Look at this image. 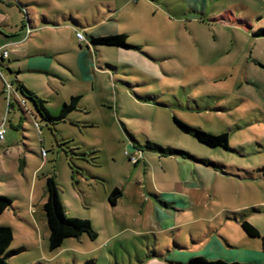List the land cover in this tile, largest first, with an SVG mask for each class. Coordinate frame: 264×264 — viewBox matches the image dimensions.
<instances>
[{
  "label": "rangeland",
  "instance_id": "1",
  "mask_svg": "<svg viewBox=\"0 0 264 264\" xmlns=\"http://www.w3.org/2000/svg\"><path fill=\"white\" fill-rule=\"evenodd\" d=\"M101 14L138 49L94 47L92 80L63 64L74 61L69 51L53 58L49 73L26 68L25 56L39 50L78 51L70 18L85 27ZM262 30L264 0H0V53H10L0 61L1 115L4 97L17 92L16 77L54 117L71 95L81 97L65 120L48 124L20 93L23 113L12 99L15 114L8 118L16 124L22 117L24 126L8 125L0 140V196L12 202L0 226L14 234L7 264H187L192 254L210 261L211 251L197 242L216 231L235 250L234 260L221 259L264 264ZM81 31L88 36L92 29ZM11 33L25 35L20 45L7 44L22 39L7 41ZM175 118L214 136L228 134L230 150L201 144ZM148 140L219 164L227 174L140 153ZM47 177H55L65 216L89 220L96 240L84 235L50 249ZM115 188L122 197L113 207L104 198ZM233 214L260 238L226 220Z\"/></svg>",
  "mask_w": 264,
  "mask_h": 264
},
{
  "label": "trees",
  "instance_id": "2",
  "mask_svg": "<svg viewBox=\"0 0 264 264\" xmlns=\"http://www.w3.org/2000/svg\"><path fill=\"white\" fill-rule=\"evenodd\" d=\"M259 36L264 37V30H262ZM89 47H115L121 49H138L137 47L129 46L127 43V35H108L105 37H91L87 44ZM2 55V53H1ZM6 57L1 56V61ZM17 89L22 93V95L33 103L34 109L37 114L41 117L42 121L45 123H54L58 121L65 120L70 113L78 109L81 97H72L71 100L64 104L61 112L58 116H52L48 109L45 107V103L31 90L26 88L21 82H17ZM178 129L187 134L191 135L201 144L209 148H221L224 150H230L229 147V135L224 133L222 135H211L209 133L203 132L198 128L189 127L184 122L174 119ZM128 137L132 143H136V140L127 133ZM140 153L151 152L158 154L160 157H180L182 159H187L198 164H202L206 167H211L216 171L221 172L223 175L227 173L222 171L224 167L211 161L198 160L191 156L190 154L173 149L171 147H164L153 143L151 141H146L144 144H140ZM46 202L44 204V212L50 232L49 235V247L51 250L58 249L61 247L66 239L76 238L79 239L84 235H87L91 240L97 239V233L91 226V222L85 219H71L67 218L64 213V209L60 202L59 189L55 181V177H47L46 188H45ZM122 197V193L119 189L115 188L110 196V204L115 206L118 199ZM12 206L10 199L0 196V215L5 213ZM238 215L233 214V219L240 223L242 229L245 233L251 237L258 239L260 238L259 231L249 222L237 218ZM14 240L13 230L7 226H0V264H7V259L13 253L9 252V247ZM87 264H94L93 261L87 262ZM189 264H253V263H237V262H227L225 260H207L202 257H196L189 260Z\"/></svg>",
  "mask_w": 264,
  "mask_h": 264
},
{
  "label": "crops",
  "instance_id": "3",
  "mask_svg": "<svg viewBox=\"0 0 264 264\" xmlns=\"http://www.w3.org/2000/svg\"><path fill=\"white\" fill-rule=\"evenodd\" d=\"M110 19V17H106L105 14H101V16H99V20L93 22L92 24H89L87 23L85 25V27L83 26H80L76 20H73L72 18H70V20H72V26H74V28H76V39L77 41L79 42V46H80V49L78 51H70L69 49H66V50H60L58 51V49H54L53 51L51 52H47V51H43V50H39L38 52L36 53H33L31 55H27L25 56L26 60H27V65H26V68H30L29 70H31L30 72H39V73H49V70L51 69V66H52V62H53V58L56 56V55H60V54H63L65 51H69V52H73L74 53V61L73 62H69L67 60H64L63 61V64L65 66H67L68 68H70L72 70V72L82 79H85V80H92L94 78V76H92V72H93V65H94V57H93V53H91V51L93 50V47H83L81 41L83 40H80L78 39L77 37V34L78 33H82L83 31H81L82 28H91L92 31H90V35H86L84 36L85 40H87L88 42L90 41L91 37H95V38H98V37H105V36H108V35H121V34H118L117 32V29H112L111 30V27L112 26H109V24L105 23V20H108ZM27 20V19H26ZM29 22L31 23V25H33V28H37L35 27V21L34 22H31L29 20ZM50 23V21L48 22ZM99 24L97 26H94L93 24ZM42 25H40V28H41ZM25 26H23V29H24ZM39 28V27H38ZM81 28V29H80ZM115 30V31H114ZM17 35V36H16ZM22 35V39L18 40L17 42H15L14 40L11 41V42H8L7 44L9 45H20V43L18 42H22L24 40V36H23V33H11L10 34V37L7 36V41H9L10 38H14V37H18V36H21ZM126 35V34H125ZM22 44V43H21ZM24 44V43H23ZM5 52H7V58L5 59H8L10 57V53L6 50H4ZM57 52V53H56ZM62 52V53H61ZM1 54V53H0ZM1 57V56H0ZM32 58V59H31ZM5 59L2 61L4 62ZM1 61V60H0ZM16 61H20V60H16ZM68 62V63H67ZM70 64V65H67V64ZM10 64L11 62H8V64H6V67L8 68V70L11 68L10 67ZM62 64V63H61ZM1 66V65H0ZM10 67V68H9ZM97 69H100V68H97ZM19 70L20 72H22L21 70V67H19ZM28 70V71H29ZM101 70V69H100ZM10 72V70H9ZM11 75V72L9 73ZM9 75V76H10ZM16 79V84L17 82H20L17 77L15 78ZM10 85L12 86V89H14L13 87V84H12V80L9 82ZM22 83V82H21ZM23 84V83H22ZM24 85V84H23ZM25 86V85H24ZM27 88V87H26ZM30 90V89H29ZM17 92H10L9 93V97L8 96H5V102H6V107H7V113L5 114V116L1 115L0 113V126H4L5 129L7 130V126L10 125V127L12 129H19V128H23L24 126V123H23V118L22 117H19L18 118V121L16 124H13L12 122H10L8 116H10L11 114H15V106L12 102V99H14L18 106H19V109L20 111L23 113V110H22V106L19 104L20 102L18 101L17 99V96L18 94L20 93L21 96H22V99H26L22 93L17 89L16 90ZM34 94H36L38 96V94L31 90ZM4 91L3 89L1 90L0 89V95H4ZM75 96V95H71L70 97V100L71 98ZM39 97V96H38ZM40 98V97H39ZM41 99V98H40ZM27 100V99H26ZM9 101V105L7 106V102ZM29 101V100H27ZM69 101H66L65 103H67ZM12 103V104H11ZM32 103V102H31ZM64 103V104H65ZM33 105V103H32ZM34 107V105H33ZM49 111V110H48ZM37 113V112H36ZM49 113L51 114V112L49 111ZM52 115V114H51ZM53 116V115H52ZM32 117H34L36 119V114H32ZM6 140V138L4 139V141ZM3 141V142H4ZM139 147V146H138ZM12 149V148H11ZM11 149H7L4 151L5 154H8L10 153V155L12 154V152H10ZM151 153V152H150ZM152 154H155V153H152ZM157 156H159L158 154H155ZM12 156V155H11ZM160 157V156H159ZM162 158H177L181 161H186V162H189L190 160H187V159H182L180 157H162ZM21 161V160H20ZM191 162V161H190ZM20 167H18V171H20V168H21V165H19ZM23 171V169H21ZM24 172V171H23ZM41 172V169H37L35 172H34V181H35V178L38 177L39 173ZM36 176V177H35ZM33 179V177H32ZM45 188L44 187V193H45ZM45 195V194H44ZM106 198H104V200L106 201V203L108 202L110 204V201H109V196L110 194L107 193L106 194ZM46 198V195L44 196ZM103 204H104V201H102ZM101 202V203H102ZM107 203V205H108ZM45 204V203H44ZM117 204V203H116ZM111 205V204H110ZM113 206V205H111ZM115 207V206H113ZM6 212V211H5ZM4 214V213H3ZM226 220L227 221H235L234 219L232 218H229V217H226ZM237 222V221H235ZM239 223V222H237ZM217 233V235H215ZM180 243V242H179ZM197 244H201V245H204L206 249H208L209 251L211 252H208L207 256H209L210 260H223L221 259V256L224 257L225 259L227 260H234L235 258V250L234 248L230 245V242L225 239L224 237H222L217 231L210 234L208 237L204 238V240H200L199 242H197ZM173 249L174 250H177V249H182L181 247H179L177 244H173ZM205 249V250H206ZM186 256V255H184ZM193 256H197V255H189L187 257V260H189L190 258L192 259ZM199 256V254H198ZM189 264V261L188 263Z\"/></svg>",
  "mask_w": 264,
  "mask_h": 264
},
{
  "label": "built area",
  "instance_id": "4",
  "mask_svg": "<svg viewBox=\"0 0 264 264\" xmlns=\"http://www.w3.org/2000/svg\"><path fill=\"white\" fill-rule=\"evenodd\" d=\"M77 37H78L79 39H81V40L84 38V36H83L82 33H78V34H77ZM0 56L7 57V52H3L2 55L0 54ZM5 134H6V129L4 128V126H1V127H0V140H1V141L4 140V138H5ZM43 154H44V153H43ZM44 155H45V154H44Z\"/></svg>",
  "mask_w": 264,
  "mask_h": 264
}]
</instances>
